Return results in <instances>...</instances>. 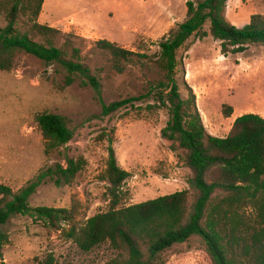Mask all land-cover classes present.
Returning a JSON list of instances; mask_svg holds the SVG:
<instances>
[{"label":"rangeland","instance_id":"374dc122","mask_svg":"<svg viewBox=\"0 0 264 264\" xmlns=\"http://www.w3.org/2000/svg\"><path fill=\"white\" fill-rule=\"evenodd\" d=\"M188 1L46 0L39 23L61 31L57 46L67 51L68 60L73 48L80 50L83 64L102 85L103 102L143 99L103 117V104L92 87H84L80 79L66 86L67 73L59 64L46 65L36 57L20 55L12 71L0 72L1 182L18 192L43 170L65 165L67 156L84 157L88 165L74 183L58 186L48 180L30 203L55 209L75 206L77 222L85 224L109 208V185L102 175L112 137L118 164L131 174L123 186L128 194L126 205L189 189L191 170L162 137L170 119L168 111L149 108L156 104L152 88L162 77L155 63L160 43L185 21ZM256 14L264 15V0H228L226 18L232 25L243 28ZM67 40L71 43L66 50ZM101 40L148 59L127 65L119 74L112 57L97 48ZM178 62L182 96L186 99L189 90L193 92L209 135L228 137L235 120L245 114L264 117L263 45L225 56L221 42L212 36L192 37L178 52ZM229 107L233 109L230 118L225 111ZM42 113L64 115L76 128L68 146L50 156L45 154L36 122ZM3 231L9 242L0 264H37V258L49 253L59 264H106L116 256L109 244L83 253L61 231L29 217H14ZM162 258L165 264H210L199 238L174 246Z\"/></svg>","mask_w":264,"mask_h":264},{"label":"trees","instance_id":"16d2710c","mask_svg":"<svg viewBox=\"0 0 264 264\" xmlns=\"http://www.w3.org/2000/svg\"><path fill=\"white\" fill-rule=\"evenodd\" d=\"M45 1L0 0V22H5L4 27L0 26V72L12 71L22 54L46 65L57 63L67 73L66 86L80 79L84 87L94 89L103 104V117L141 101L142 97H133L103 102L102 85L83 64L80 50L73 48L68 60L67 51L57 46L61 31L39 23ZM227 3L228 0H189L185 21L160 43L155 61L162 77L152 88L156 104L149 108L168 111L170 119L162 137L171 142L172 150L181 154L191 170L189 189L126 205L128 194L123 186L131 174L118 164L110 137L102 175L109 185V208L85 224L77 222L75 206L55 209L33 207L30 203L48 180L58 186L74 183L88 165L84 157L67 156L65 165L43 170L18 192L0 180V258L9 242L3 227L22 216L61 231L83 253L109 244L116 256L106 264H165V252L194 238L204 244L210 264H264V117L242 115L235 120L228 137H214L205 130L193 92L189 90L186 99L181 93L178 52L192 37L212 36L221 42L225 56L242 53L250 45L264 46V15H253L249 24L238 28L226 18ZM70 43L66 41V50ZM97 48L112 57L119 74L127 65L148 59L107 40L97 42ZM225 111L228 118L233 115L232 108ZM36 122L47 156L66 148L76 135L72 120L64 115L42 113ZM36 262L59 264L53 253Z\"/></svg>","mask_w":264,"mask_h":264}]
</instances>
